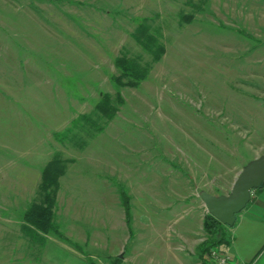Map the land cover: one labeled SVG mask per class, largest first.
Here are the masks:
<instances>
[{
    "label": "rangeland",
    "instance_id": "rangeland-1",
    "mask_svg": "<svg viewBox=\"0 0 264 264\" xmlns=\"http://www.w3.org/2000/svg\"><path fill=\"white\" fill-rule=\"evenodd\" d=\"M143 20L166 53L120 88L117 57L152 60L133 36ZM119 91L113 117L96 110ZM58 152L64 238L25 219ZM263 153L264 0H0V264H114L150 233L201 254V192L229 194Z\"/></svg>",
    "mask_w": 264,
    "mask_h": 264
},
{
    "label": "trees",
    "instance_id": "trees-1",
    "mask_svg": "<svg viewBox=\"0 0 264 264\" xmlns=\"http://www.w3.org/2000/svg\"><path fill=\"white\" fill-rule=\"evenodd\" d=\"M143 20L139 23L134 31L133 36L137 42L142 46L145 52L151 56V62H145L139 56L122 54L116 58V66L118 74L113 76V80L118 87H139L142 82L148 79L153 63L162 59L166 53V47L159 37L151 32L150 27L146 25ZM124 103V98L120 91L117 92L116 97L110 93H105L101 100L96 105V110L107 118L113 117L121 104ZM98 129L100 126L97 127ZM68 159H64L61 153H56L53 159L44 167L42 171V181L40 184V194L43 201L40 204L34 203L31 208L25 213V219L28 223L36 227L43 233H55L61 238L64 234L59 231L57 225L54 224L53 218V204L55 203L56 196L60 187V177L64 174ZM264 187V184L255 189L258 191ZM123 195V203L126 212V223L129 231L132 233V212L130 205L129 195L125 189L120 185ZM234 226V225H233ZM223 224L220 220L211 214H206L204 218V228L207 233V238L199 245L201 251V264H207L206 252L214 247L230 246L231 232L230 228ZM30 230V228H28ZM37 230V231H38ZM36 230L33 232L38 234ZM221 233V236L219 235ZM31 235L32 230H31ZM40 239V236H38ZM121 259L116 258L114 264H121Z\"/></svg>",
    "mask_w": 264,
    "mask_h": 264
},
{
    "label": "crops",
    "instance_id": "crops-1",
    "mask_svg": "<svg viewBox=\"0 0 264 264\" xmlns=\"http://www.w3.org/2000/svg\"><path fill=\"white\" fill-rule=\"evenodd\" d=\"M128 232V236L123 235V237H116L114 234V245L121 246V250H124L126 244L128 242L130 244L132 240L133 232L131 233L129 229ZM230 232L231 244L226 248L241 264H264V187L253 191L251 201L237 215ZM148 238L152 241L147 242L149 245L140 251L136 245L137 240H134L126 261L119 254L121 264H201L202 262L200 253L188 252L184 246L178 245V242L175 244L169 236L165 238L161 236L159 239L150 233Z\"/></svg>",
    "mask_w": 264,
    "mask_h": 264
},
{
    "label": "water",
    "instance_id": "water-1",
    "mask_svg": "<svg viewBox=\"0 0 264 264\" xmlns=\"http://www.w3.org/2000/svg\"><path fill=\"white\" fill-rule=\"evenodd\" d=\"M264 184V153L241 169L235 178L231 192L213 195L202 191L201 197L207 212L223 224L233 226L237 215L249 204L253 191ZM122 257V256H121Z\"/></svg>",
    "mask_w": 264,
    "mask_h": 264
},
{
    "label": "built area",
    "instance_id": "built-area-1",
    "mask_svg": "<svg viewBox=\"0 0 264 264\" xmlns=\"http://www.w3.org/2000/svg\"><path fill=\"white\" fill-rule=\"evenodd\" d=\"M207 264H241L228 250L223 247L211 248L207 254Z\"/></svg>",
    "mask_w": 264,
    "mask_h": 264
}]
</instances>
